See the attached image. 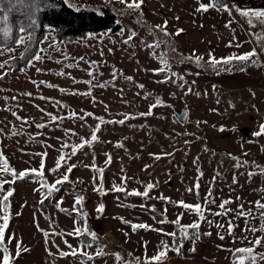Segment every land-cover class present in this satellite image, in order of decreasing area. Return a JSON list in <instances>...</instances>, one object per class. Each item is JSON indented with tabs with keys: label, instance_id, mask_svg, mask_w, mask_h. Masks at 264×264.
<instances>
[{
	"label": "rangeland",
	"instance_id": "1",
	"mask_svg": "<svg viewBox=\"0 0 264 264\" xmlns=\"http://www.w3.org/2000/svg\"><path fill=\"white\" fill-rule=\"evenodd\" d=\"M72 1L106 3V0ZM201 2L208 4L209 0H144L141 22L139 13H128L119 0H111L115 9L121 11L123 34L121 31L114 34L100 32L76 42H56L49 34L44 41L49 56L41 55V61H34L33 66L15 73L9 63L0 69V77H3L0 78V152L9 166L17 174L32 169L41 171L43 159L42 172L45 181L51 185L62 178L68 165H75L68 173L69 181L57 185L59 191L44 199L43 204L40 201L47 189L41 188L39 178L4 184L5 191L13 190V196L9 197L10 221L5 246L13 256L18 241L29 249L12 264H83L86 257L71 255L73 250L77 253L81 250L80 236L74 234V229L80 228L79 212L74 210L78 196L83 197L81 205L88 213L92 231L100 239L97 244L105 252L95 264H117V253L124 264L129 261L136 264V258L140 264H145L146 257L162 250V242L171 243L172 236L165 233L173 231V222L178 217L183 225L198 222L200 235L187 242L179 254L167 251L159 264H231L234 250L244 247H254V254L264 253V231L260 230L264 225L261 218L264 210L256 206L257 202L264 204V175H248L257 172L253 164L264 166V134L254 135L264 124V52L253 36V33L264 31V25L250 27L247 18L234 10L231 17L227 12L214 9L198 12L196 9ZM227 2L230 7L235 4L242 9H264V0ZM165 21L166 30L172 35L164 37L159 32L157 35L169 41L176 51L172 52L169 46L162 44L156 50L157 56L167 52L172 71L183 76V81L174 77L175 82L158 83L164 79V74L155 75L152 70L162 65L151 50L145 48V44L154 40L148 29L164 25ZM230 21V27H226ZM177 29H183V32L175 35ZM133 31L136 36L125 44ZM22 46L0 56V63L19 53ZM254 49L258 63L238 61L225 65L227 70L218 73L197 67L194 62H179L181 54L187 57L195 53L208 61L209 53L220 59ZM92 63L98 66L94 70L96 80L93 83L109 82L108 87H94L91 96L59 91L64 88L87 92L88 84L74 83V80H90L88 72ZM114 70L120 75L112 86ZM59 72L65 75H57ZM126 76H132L133 81H127ZM45 84L57 87L49 88ZM138 84L144 88L139 89ZM24 93H31V96ZM157 98L165 106L151 109L153 114L150 116H140L150 110ZM52 101L68 107L58 108ZM180 105L188 108L185 122L179 121L175 114ZM13 112L22 119L13 116ZM87 112L93 116H86L84 120L65 119L60 123L50 122L47 115L67 117L76 113L82 116ZM124 114L134 118L127 119L123 125H101V130L96 133L97 142L78 150L70 159L66 155L67 165L61 162L57 172L51 171L62 154L71 152L70 147L62 149L64 143L80 144L81 137L90 139L98 123L95 117L116 121L124 119ZM23 120L31 124L23 123ZM39 123L47 126L37 128ZM66 130L75 135H66ZM13 131L19 134L13 135ZM117 143L124 147H116ZM106 153L111 154L110 164L106 163ZM156 156L161 158L156 159ZM234 157L248 164L236 167ZM93 163L96 168L103 169L102 186ZM3 178L12 180L10 175ZM122 178H127L126 184ZM197 180L198 195L195 190ZM148 183L155 185L149 192L151 199L116 190L125 188L127 192H143ZM225 200L230 203L221 209L219 205ZM180 201L193 206L200 204L204 219L201 220L194 210L184 209ZM101 204L104 209L98 213ZM153 206L155 212L151 211ZM3 214L0 210V216ZM161 220L165 222L161 223ZM140 223L149 225V229L133 231L131 225ZM251 228L257 231L253 233ZM45 231L49 233L47 238L43 235ZM13 233L15 239L8 243V237ZM257 238L262 241L260 246L254 245ZM97 244L85 247L83 251L94 255ZM61 251L70 254L61 256Z\"/></svg>",
	"mask_w": 264,
	"mask_h": 264
},
{
	"label": "snow or ice",
	"instance_id": "2",
	"mask_svg": "<svg viewBox=\"0 0 264 264\" xmlns=\"http://www.w3.org/2000/svg\"><path fill=\"white\" fill-rule=\"evenodd\" d=\"M65 3H68V0H64ZM119 2L121 4L125 5V11L128 13H139V19L142 21V11H141V5L144 3V0H131V2H129V0H119ZM106 3H111V0H106ZM15 4L17 7L21 6V5H25L27 4L29 7H33L35 6L36 11H43L42 8H40L39 6V2L38 0H9V5L10 7L5 10L3 5L0 4V31H3L5 35H8V33L11 31V26L9 25V17H10V13L12 11V7L11 5ZM47 6H52V5H46ZM209 9H214L217 11H221V12H227L229 14V16L231 17L232 11L234 10L236 13H238L241 17H245L247 18V22L249 24L250 27H255L257 24L260 25H264V9H242L239 5H235L233 4L231 7L226 3V0H209L208 4H204V3H200L198 8L196 9L198 12H207L209 11ZM179 19V18H177ZM118 22V21H117ZM119 23V22H118ZM230 23L226 25V27H230ZM7 26V27H5ZM36 27V21L35 20H31L29 21V25L25 26V25H21L18 29V33L15 35L14 38H12L11 40H0V56L4 55L5 53H12L14 52V50L19 47L20 45H25V50L24 53L21 54L20 59H24L27 62L28 66H33L34 61L38 62L41 61L43 59V57L39 54V53H32L31 56L27 55V53H29V51L31 50L32 45L29 43L30 41H33V35H32V31L33 29ZM167 21H165L164 25H156L155 28H149L148 31L150 34H152L154 36V40L151 43H147L145 44V48L146 49H150L152 52L153 56H156L157 59H159L160 63H161V67L159 69H154L153 74L155 75H159L161 73L164 74V79L161 81H157L158 83H167V82H175V80L173 79L174 77L176 79H179L181 81H183V76H180L179 74H177L176 72L172 71V65L171 63H169V59H168V53H161L159 56H157V49H159L161 47L162 44L167 45L170 47L172 52H175L176 49L174 46H171L169 41L161 39L158 35L157 32L163 34L164 37L170 36L172 35L171 33L167 32ZM122 34H123V29L121 30ZM181 32H183V29H177L175 32V35H179ZM136 36V33L133 31L130 33V35H128L127 39L124 41L125 44H127L129 41L133 40V38ZM253 36L256 38L257 42L260 45L261 51L264 52V31H261L260 33H253ZM143 43V42H142ZM231 46V44L229 45ZM239 46V45H237ZM40 51H44L43 49H41ZM12 59H15L14 57H12ZM233 61H239L242 63H252L253 65H255L256 63H258V54L256 53L255 49L252 52L249 53H245V54H241V55H232L229 57H222L220 59L215 58L214 56H212L211 53H209V59L208 61H204L203 57L200 56H196L195 53H193L191 56H183L182 54L180 55V59L179 62L180 63H185V62H194L197 67H202V68H211L213 71H216L217 73L219 71L222 70H227L225 69V65H231ZM9 61H5L4 63H0V69H3L5 67L6 64H8ZM67 67H72V65H67ZM98 66L95 65L94 63L90 64V70L88 72V75L91 77L90 80L88 81H75L74 83H79V82H83L89 85V89L87 92L84 93H78V92H73L70 91L68 89H64V88H59V91L61 93L64 94H70V95H85V96H91L92 95V89L94 87H101V88H106L109 86V82H104V83H93V81L96 80V75H94V70L97 68ZM241 70H243V68H241ZM37 71H40V69H37ZM57 75L60 76H64L65 73L64 72H59L56 73ZM118 75H120V73H118L116 70L113 71L112 76H113V81H112V86H114V82L117 79ZM196 75H199V73H196ZM6 76V74H5ZM3 78V77H0ZM127 81L132 82L133 81V77L132 76H126L124 77ZM35 83V82H34ZM40 83H44V82H40ZM46 87L49 88H55L57 87L56 85H52V84H45ZM139 89H143L144 85L142 84H138L136 85ZM188 93H190L192 90L191 88H189ZM24 95L27 96H31V93H24ZM137 95H139V93H137ZM197 95H199V93H197ZM40 99H50V98H46V97H39ZM145 99H147V96L144 97ZM55 105L58 106V108H67L68 106L66 104H62L61 102L58 101H52ZM95 98L93 97V103H95ZM158 106H165L163 104V101L159 98L156 99L154 104L150 105V110L147 113H140V116H150L152 115V111L151 109L158 107ZM234 107V105H233ZM105 108L107 109V105H105ZM13 116H16V113L13 112L12 113ZM47 115L49 116V121L50 122H63V120L68 119V120H73V119H80V120H84L86 116H93V113L91 112H87L84 113V115L82 116H77L76 113H70L67 117L65 116H56L53 115L51 113H47ZM186 115V113H185ZM17 119H22L21 117L16 116ZM134 118L132 116H130L129 114H124V119L121 120H105L104 117H95L96 120H98L97 125L95 126V128L92 130V134L90 139H85L83 137H81V143L80 144H71L69 145L67 142L64 143L62 145V149L63 148H71V152L68 154H62L59 159L56 162V167H54L51 171L53 173L57 172L58 169L62 166L61 162H63L64 165H67V159H70L71 156H74L78 150L83 149L86 145L88 147H91L92 144L94 142L98 141V136L96 133H98L101 130V125H105V124H120L123 125L125 123V121L127 119H131ZM23 123L26 124H31L30 121L27 120H23ZM199 123V122H198ZM47 125L45 123H39L36 125L37 128L43 129L45 128ZM223 130V129H221ZM2 131V130H0ZM69 133H71V130H66V135H68ZM13 135H17L19 133L13 131L12 133ZM72 135H75V133H71ZM262 134H264V124H261L259 126V130L257 132L254 133L255 136L259 137ZM116 147H124V145L122 143H117ZM42 156L46 155L45 154H40ZM66 155H67V159H66ZM107 157L106 163H111V154L106 153L105 154ZM167 155H171V154H167ZM156 159H160V156H156ZM234 159L237 160V164L236 167H241V166H245L248 164L247 161H243L241 162L239 160V158H235ZM95 160V157H93V161ZM253 167H255L257 169V172H249L248 175L249 177L256 175V174H260V175H264V166H259V165H252ZM75 167V165H68L67 166V170L66 173L62 175V178L57 179L55 181V183L48 185L47 181H45L43 179V172L42 169L44 168V161L43 159L41 160V165H40V169L41 171H37L36 169H32V170H25L22 171L20 173H16V171L14 169H12L9 166V163L7 161V159L4 158L2 152H0V205H2V208H0V210H2V212L4 213L2 216H0V220H2V223H0V253H2V260H0V264H12V262L16 259L19 258L22 252H27L29 251V249L23 247L21 242H17L16 243V251H15V255L13 256L10 253V249L9 247L5 246V233L6 230L9 228V221H10V214H9V209H10V205H9V197L13 196V190L12 189H8L7 191L4 190V184L6 183H15V181L17 180H21V179H25V178H31L32 174H36L40 177V183H41V188L42 189H47L46 192L43 193V198L41 199L40 203L43 204L44 199H47L48 197H50L53 192L55 191H59V188L57 187V185L62 184L63 182H67L69 181V175L68 173H71L72 168ZM93 170L98 172L100 174V179H101V186H102V176H103V169L100 168H96L94 163H93ZM147 167V166H145ZM10 175L12 177V180H6L3 177ZM200 175H202V173H200ZM122 182L126 184L127 182V178H122ZM94 183H95V177H94ZM155 187V185L153 183H148L145 186V190L143 192L137 191V190H131L130 192H127L125 188H116L117 191H125L126 195H132V196H142L148 199H151V197L149 196V192ZM40 190V189H37ZM195 190H196V194H199V182L197 180V184L195 185ZM188 191H193V189H189ZM210 195V193H209ZM159 199L161 200H166L167 198L165 197H159ZM83 202V197H76V201H75V205H74V210L79 212V209L76 208V205H81ZM171 202V201H169ZM206 202H207V198H206ZM214 202V201H212ZM59 203H57V207L59 208ZM230 201L225 200L223 201L219 207L221 209L225 208V205L229 204ZM179 204L186 210H194L199 216L200 219L203 220L204 216L201 212V205L200 204H196V205H190L187 203H184L183 201H180ZM175 206V205H174ZM256 206L259 209L264 210V204L257 202ZM104 209V205L101 204L99 205L97 211L98 213H102ZM61 211H67L65 209H60ZM152 212H155L156 209L153 206V208L151 209ZM83 214V213H80ZM241 214H243V212H241ZM17 215H19V213H17ZM216 215H220V213H216ZM248 215H251V213L249 212ZM262 219H264V214H262L261 216ZM50 219V217L48 218ZM180 217H178L173 223H175L178 227H179V243H174L172 246H169L166 242H162V250H159L157 252L156 255L148 258H145V264H153V262H156V264H159V262H161L165 256H166V252L171 250L174 252H177L178 254L180 253V249L182 247L183 244V240L185 238L188 237L189 233H188V229H193V230H197L199 228V223H193L187 226H183L180 224ZM124 223H128V221H123ZM161 223L165 222L164 220L160 221ZM38 227V224H37ZM133 231H136L138 229H145L148 230L149 229V225L144 224V223H140V224H133L131 225ZM219 227V225H218ZM261 231H264V225H262ZM229 231L231 232V226H229ZM251 232H255L257 231V229L255 228H251L250 229ZM74 234L78 235V236H84L86 235L87 237H90V241L87 240H82L81 241V250L79 253H77V251L73 250L71 252V255L76 256V255H80L81 257H86L85 260H83V264H88V262H92V264H95V260L97 258L103 257L105 255L104 250L99 247V245L97 244V251L96 253L93 254H88L86 252L83 251V248L87 247V248H91L94 244H96L97 242V234L94 231H90L87 229V226L84 225L82 228H76L74 229ZM43 235L47 238L49 236L48 232H43ZM165 235H170L173 237L174 241L177 240V233L173 232V233H165ZM199 237V233L194 232L192 238L196 239ZM15 239V234H11L8 237V243H11L12 240ZM220 239H223V236L220 237ZM65 243L67 244V241H65ZM262 243L260 238L255 239L254 241V245L255 246H260ZM68 247L71 249L72 246L68 245ZM147 247V245H145V248ZM193 251H195V249L193 248ZM235 256H234V264H260L261 261H264V253H260V254H254V247H244V248H239V249H235ZM61 256H68L70 253L69 252H60L59 253ZM49 255H51V253H49ZM115 259L117 261V264H124L122 257L120 256L119 253L115 254ZM128 264H132L131 261L128 262ZM136 264H140V260L139 258H136Z\"/></svg>",
	"mask_w": 264,
	"mask_h": 264
},
{
	"label": "trees",
	"instance_id": "3",
	"mask_svg": "<svg viewBox=\"0 0 264 264\" xmlns=\"http://www.w3.org/2000/svg\"><path fill=\"white\" fill-rule=\"evenodd\" d=\"M38 2L40 8H42L43 11H36L35 6L29 7L27 4L21 5L19 7H17L15 4H12V11L9 17L11 31L8 33V35H5L3 31H0V40H11L18 33V29L21 25L28 26L30 19L35 20L36 27L32 31L33 41L29 42L32 47L29 53H27L29 56H31L32 53H39L40 55L49 56V48L44 46V41L49 34L54 37L56 42H76L86 40L92 34L100 32H107L110 34L118 33L123 27L119 18L121 11H117L115 9V5L112 3L100 2L95 5L90 2L72 0H68V3H65L64 0H38ZM226 3L229 5L227 0ZM0 4L3 5L5 10L10 7L9 0H0ZM46 5L52 6L46 7ZM41 49L44 51H40ZM24 50L25 45L22 46L19 53L8 58L12 73L21 71L22 69L28 67L26 60L20 59L21 54L24 53ZM12 57L15 59H12ZM236 62L238 63V61H233L232 64ZM211 71L213 70L211 69ZM31 178L40 179V177L36 174H32ZM43 179L46 180L44 175ZM77 208L79 209L80 228L86 225L87 229L92 231L91 221L89 219L88 213L85 212V209L82 205H77ZM180 224L183 225L181 222ZM197 231L200 235L199 228L197 230L190 228L188 229L189 235L183 240L180 251L187 242H192L195 240L192 238V236L193 233ZM173 232L177 233V240L174 241L172 237L171 243H167L169 246H172L174 243H179L178 238L180 232L179 227L175 223L171 233ZM80 239L81 241H90L91 238L84 235L80 236ZM99 241L100 239L98 237L96 244L99 243ZM234 256L235 252L231 254V264H234Z\"/></svg>",
	"mask_w": 264,
	"mask_h": 264
},
{
	"label": "water",
	"instance_id": "4",
	"mask_svg": "<svg viewBox=\"0 0 264 264\" xmlns=\"http://www.w3.org/2000/svg\"><path fill=\"white\" fill-rule=\"evenodd\" d=\"M186 113V115H185ZM175 114L179 121L185 122L188 117V108L185 105H180L175 109ZM249 130V129H247Z\"/></svg>",
	"mask_w": 264,
	"mask_h": 264
}]
</instances>
